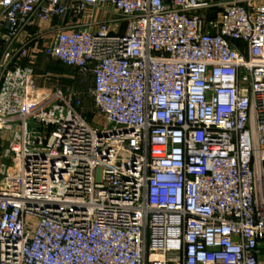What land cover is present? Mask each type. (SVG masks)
I'll return each instance as SVG.
<instances>
[{
  "label": "built area",
  "instance_id": "obj_1",
  "mask_svg": "<svg viewBox=\"0 0 264 264\" xmlns=\"http://www.w3.org/2000/svg\"><path fill=\"white\" fill-rule=\"evenodd\" d=\"M8 131L0 264H264V0H0Z\"/></svg>",
  "mask_w": 264,
  "mask_h": 264
},
{
  "label": "rangeland",
  "instance_id": "obj_2",
  "mask_svg": "<svg viewBox=\"0 0 264 264\" xmlns=\"http://www.w3.org/2000/svg\"><path fill=\"white\" fill-rule=\"evenodd\" d=\"M35 56V60L30 63L33 66L36 86L45 90L61 89L73 103L79 100L81 102L79 110L86 116L88 122L94 127L102 128L104 118L94 109L92 98L88 94L91 73L67 66L41 52ZM29 125L30 128L33 126V120L29 119ZM11 138V132H4L0 137V149L11 144Z\"/></svg>",
  "mask_w": 264,
  "mask_h": 264
},
{
  "label": "crops",
  "instance_id": "obj_3",
  "mask_svg": "<svg viewBox=\"0 0 264 264\" xmlns=\"http://www.w3.org/2000/svg\"><path fill=\"white\" fill-rule=\"evenodd\" d=\"M89 21V18L88 17H86V18H84L81 22L82 23H87ZM92 83H93V78H92V75H91V84H90V86L92 85ZM89 86V87H90ZM38 88V87H37ZM85 116V115H84ZM86 117V116H85Z\"/></svg>",
  "mask_w": 264,
  "mask_h": 264
}]
</instances>
